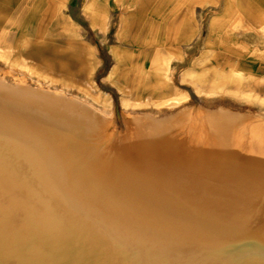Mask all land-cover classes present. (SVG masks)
I'll use <instances>...</instances> for the list:
<instances>
[{
  "label": "rangeland",
  "instance_id": "obj_1",
  "mask_svg": "<svg viewBox=\"0 0 264 264\" xmlns=\"http://www.w3.org/2000/svg\"><path fill=\"white\" fill-rule=\"evenodd\" d=\"M227 4L231 13L225 17ZM16 18L22 28L12 29L10 24L16 23ZM25 30L26 39L22 37ZM86 48L91 50L96 67L88 83L101 92L100 104L78 88L87 80L82 70ZM11 49L22 57V63L11 67L0 60V74L8 82L16 77L31 86L41 83L45 89L106 113L112 119V132L124 141L131 137L130 119H164L183 110L228 111L249 124L258 118L264 120V0H0V50ZM114 50L122 54L124 62L146 71L143 88L136 91L123 85V65L114 83L103 80L116 67ZM49 65L55 75L71 79L76 86L41 79L28 67ZM212 69L226 76L236 72L235 81L240 86L234 83L221 91L213 89L207 77ZM189 71L196 74L194 80L184 76ZM155 73L163 74L166 88H154ZM180 92L187 93L185 101L157 105L164 97ZM8 125L9 130H0V155L8 168L0 167V237H15L12 230L22 237L33 232L52 245L45 256L39 254L43 240L28 249L19 248L16 242L5 248V242L0 245V264H264V240L257 234L260 222L249 219L237 228H221L223 235L216 236L218 223L190 210L180 218H156L160 225H153L152 218L138 209L127 217L135 220H122L113 214L124 224L122 228L133 234L163 235L161 252L151 256L145 253L150 247L129 249L121 260L117 254L120 248L110 246V259L102 260L80 243L83 237L76 239L67 230L54 235L40 213L51 215L46 202L58 200L40 186L52 185L46 181H50L49 175L33 166L37 158L26 152L23 126L16 129L10 122ZM29 137L47 148L58 165L68 167L66 177L74 189L83 190L87 196L84 201L104 209L102 203L108 202V197L87 187L82 157L77 152L72 153L63 141L48 134ZM253 209H242L243 215L253 217L247 215ZM145 221L148 223H142ZM84 224L86 232L101 236L99 226L87 217Z\"/></svg>",
  "mask_w": 264,
  "mask_h": 264
},
{
  "label": "bare ground",
  "instance_id": "obj_2",
  "mask_svg": "<svg viewBox=\"0 0 264 264\" xmlns=\"http://www.w3.org/2000/svg\"><path fill=\"white\" fill-rule=\"evenodd\" d=\"M229 13L231 6L227 4L225 17ZM19 18L10 24L12 29L22 28ZM22 37L26 39V30ZM11 50H0V60L17 67L22 63V57L15 49ZM86 51L82 70L87 80L78 88L95 104H100L101 92L93 90L88 83L96 67L91 50L86 48ZM112 57L116 67L105 75L104 81L114 83L118 68L123 65L124 71L120 76L123 85L136 91L144 87L148 76L141 66L124 62L118 50L112 51ZM28 67L41 79L76 86L71 79L55 75L50 65L45 68ZM235 74L226 76L212 69L207 77L212 88L221 91L228 84L240 86L235 81ZM184 76L194 80L196 74L189 71ZM166 87L163 74L155 73L154 88L159 91ZM187 98L186 92H180L177 96L164 97L157 105L181 102ZM202 111L201 108L183 110L164 119L152 116L132 118L127 122L131 137L124 141L112 132V119L106 113L70 99L59 91L45 89L41 83L31 86L16 77L8 82L0 74V130H9V122L16 129L23 126L26 133L21 138L27 147L26 152L37 158V164L33 166L41 167L50 178V181L45 180L52 184L40 186L58 197L55 202H46L51 215L40 210L46 228H51L54 235L69 231L76 239L83 237L80 243L102 260L110 259V246L120 248L117 254H121V260L129 249L143 251L150 247L145 252L150 256L161 252L164 242L160 238L163 235L133 234L124 230V224L113 217L114 214L122 220H135L127 218L134 215L135 209L151 217L153 225L162 224L156 218L175 219L182 214L188 215L189 210L194 211L198 217L214 219L213 222L218 223L219 228L214 230L217 231L216 236L223 235L225 228H237L243 221L254 219L260 222L257 234L264 240V120L258 118L249 124L228 111ZM35 129L39 131L31 133ZM39 133L64 142L71 152L73 150L82 157L87 187L95 188L108 197V202L102 203L104 209L94 208L90 201H84L86 194H82L81 189H74L66 177L68 167L58 165L47 148L29 137ZM4 160L1 154L0 167L6 170ZM37 179L43 183L42 177ZM251 207L255 211L247 215L253 217L247 218L242 209ZM85 217L105 234L86 232ZM12 233L15 237H0L1 246L6 242L7 248L16 242L17 245L20 243L19 248L28 249L37 247L43 240L38 233L28 232L23 237L13 230ZM51 245L44 241L39 254L47 256ZM116 257L118 259V255Z\"/></svg>",
  "mask_w": 264,
  "mask_h": 264
}]
</instances>
